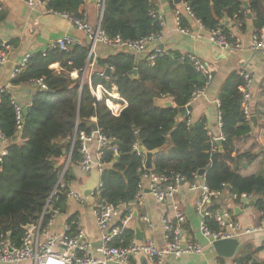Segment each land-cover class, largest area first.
<instances>
[{
    "label": "trees",
    "instance_id": "trees-1",
    "mask_svg": "<svg viewBox=\"0 0 264 264\" xmlns=\"http://www.w3.org/2000/svg\"><path fill=\"white\" fill-rule=\"evenodd\" d=\"M43 1L50 10L82 16L80 9L84 0ZM185 1L208 30L222 25L229 35L227 19L244 29L249 12L254 15L256 30L264 26V0ZM244 1H248L249 10ZM152 11H157L154 0H106L101 26L110 38L139 40L163 30L160 21L151 15ZM3 16L0 12V20ZM188 19L182 17V27H189ZM3 48L0 41V50ZM88 52L87 45H74L68 51L51 47L45 53L31 55L25 67H18L11 81L13 85L43 78L48 87L46 90L36 87L21 128L16 120L12 91L7 88L0 93V132L7 139L6 153L0 156V240L7 238L14 245H20L28 231L26 227L30 226L29 230L35 227L69 155L64 180L70 184L76 180L71 167L80 165L82 154L80 139L74 144L73 141L76 131L92 129L93 118L102 133L113 138L118 146L117 161L111 148L101 150L100 160L105 167L99 199L121 204V217L138 206L135 196L144 156L136 152L135 143H142L147 150L160 149L154 158L155 173L179 174L185 183H192L194 176L204 169L205 182L211 190H221L226 184L232 196L253 194L257 208L264 211V173L244 176L231 167L236 158L233 156L235 145L247 137L252 123L243 110L244 79L238 70L225 80L219 94L220 123L225 137L219 145L217 141L211 143L204 119L195 123L190 122L189 115L179 119V108L187 106L192 93L206 85V77L187 59L182 61L181 52L162 50L153 64L149 60L153 50L145 57L114 49L97 58L99 70L92 73L93 86L103 84L111 89L115 85L127 101L118 116L93 95L87 83L79 94L81 77L88 66ZM56 63L59 70L52 67ZM106 67L111 69L110 77L104 75ZM135 69L138 70L136 78ZM73 72L77 77H73ZM165 97L174 98L176 105L169 109L158 106L156 100ZM15 136L17 138L13 139ZM240 201L235 199L237 203ZM212 203V210L220 208L217 199ZM51 204L53 210L66 212L67 198L55 196ZM138 212L141 213L139 209ZM45 218L47 222L51 214ZM77 222V215L68 218L73 230ZM209 224L213 229L220 228L213 220H209ZM120 229L112 239L113 245H126L135 238L133 228ZM254 252L246 245L235 256L236 264H261L254 262Z\"/></svg>",
    "mask_w": 264,
    "mask_h": 264
},
{
    "label": "built area",
    "instance_id": "built-area-1",
    "mask_svg": "<svg viewBox=\"0 0 264 264\" xmlns=\"http://www.w3.org/2000/svg\"><path fill=\"white\" fill-rule=\"evenodd\" d=\"M85 1L86 0H84V2ZM96 1L100 13L98 22L95 25L90 24L84 13H82L81 17H77L70 13L56 12L48 9V11L63 15L73 26L85 33L87 41L66 33L56 41V44L53 47H57L62 51H68L74 45L90 44V47H88L89 61L87 68H92L94 66L96 52L100 45H106L116 50H126L136 55L144 52L148 55V52H150V44L160 40L162 37V32H160L151 33L139 40H127L120 36L110 38L101 26L106 0ZM25 2L29 6L46 4L43 0H25ZM182 3V8L175 11V18L180 30L183 33L188 34L190 32L189 27H182L181 25L184 12L189 19L196 21L198 24H203L196 17L188 3L185 0H182ZM151 15L160 21L162 27L164 26L163 15L160 12L152 11ZM209 31L210 39L214 43L232 50L244 49L242 42L232 36L230 32L229 35L226 34L222 25ZM3 45L4 48L0 50V65L8 60V52L11 48V45L9 44L3 43ZM247 48L254 52H264V26L258 30H254L251 44ZM162 50L164 49L160 48V46L153 49L154 53L149 56V60L152 64L155 56ZM29 58L30 55L25 56L19 65L20 69L26 66ZM186 59L192 64L197 72L206 77V85L203 88L196 89L192 93L189 102V104H192L205 94L206 89L213 80V70L206 62L202 61L192 53H183L181 55L182 61H185ZM19 68L13 76L16 75ZM87 68L81 77L79 94L82 93L83 86L87 83L90 86L93 95L98 100L104 101L111 112L118 116L127 106V101L119 94L115 85H112L111 89L103 84L93 86L91 80L92 71L88 74ZM74 73L76 72H73V74ZM238 73L244 79V85L241 87L243 110L246 118L251 122L250 118L252 114L250 101L252 95L250 88L253 82V77L251 72L247 71L245 68H240ZM75 77H77V75ZM35 83L41 89H48L43 78L38 79ZM4 90L5 88L1 92ZM12 102L15 108L18 128H21L25 112L24 108L15 98H13ZM77 138L81 141L80 152L82 154V160L79 166L87 175H89L94 168H97L101 173L103 172L105 164L100 160L102 149L111 148L116 156H119L118 146L115 140L103 134L99 128L97 130L91 129L89 132L76 131L73 144L76 142ZM218 139H221V141L225 140L222 132L219 137L211 136V143L214 144ZM0 140L7 144V139L1 132ZM93 145L96 147L95 156L91 151ZM134 149L137 153L141 154L139 151V143H135ZM5 153L6 150L4 149L0 152V156H3ZM65 169L66 168H63L60 172L58 183L51 192L48 202L39 220L35 224V227L26 232L21 240V244L14 245L7 238H2L0 240V263L20 264L24 261L30 260L33 264H140L139 258L146 257L152 264H166L165 259L167 256L181 258L184 255L203 254L205 246L199 241L188 239L185 234L184 224L187 220L186 210L177 198L183 184H187L189 191L197 192L199 194L195 205V210L200 217L199 231L209 244H213V242L217 240L237 238L242 233L253 231L252 229L244 228L242 224L234 218L231 211L221 208L215 210L211 209V205L213 204L212 201L214 199H219L223 195L224 190L228 188L226 184H223V189L221 190H211L206 184L204 176H200L199 173L194 176V181L192 183H185L184 178L179 174L168 176L166 174L155 173L153 169L146 168L144 156V161L140 168V180L137 185L135 199L139 206L147 194L146 190H148L158 202H169L170 211L164 215L161 220L164 228V244L162 246H158L151 238H145L141 241L133 239L126 245H113V237L121 230L120 227H126L131 219L134 218V209L138 206L132 207L129 209L125 217H121V212L123 211V206L121 204L115 205L108 203L106 200L99 199L101 198V190L103 186L101 178L94 194L99 200L94 213L102 234L101 246L95 247L92 242L88 240L86 233L78 222L75 230H73L70 223L66 222L60 233H52L50 227L53 221L52 219H49L46 222L45 217L46 214L52 210L51 202L53 197L57 196L58 192H63L66 198H73L78 201L85 200L82 198L81 192L74 189L70 183L64 180ZM233 198L239 199L244 203L256 200V197L253 194L246 193L241 196L234 194ZM117 218L120 219V225L117 224L116 226H112V223ZM141 219L146 223L148 230L152 231L154 223L151 218L147 214H142ZM209 220L215 221L220 225V228H211Z\"/></svg>",
    "mask_w": 264,
    "mask_h": 264
},
{
    "label": "crops",
    "instance_id": "crops-1",
    "mask_svg": "<svg viewBox=\"0 0 264 264\" xmlns=\"http://www.w3.org/2000/svg\"><path fill=\"white\" fill-rule=\"evenodd\" d=\"M154 5L157 11L163 15L164 26L162 37L160 40L151 43L149 50L162 45V48L167 51H179L182 54L192 53L206 62L213 70V80L205 94L191 104L193 108L188 113L190 122L195 123L204 119L209 134L212 137H219L222 132L219 111L221 87L232 72L240 68H245L251 72L253 82L250 88L252 95L250 109L251 114L258 118V129L255 130L251 123L250 133L245 139L237 142L233 154L236 158L231 162V167L237 169L244 176L264 173V52H254L247 48L251 44L252 34L255 30L254 15L252 18L246 19L244 29L240 28L234 20H226L225 24L231 35L239 39L244 46V49L232 50L214 43L210 39V31L194 20L188 19L190 32L188 34L183 33L175 18V11L183 6L182 0L177 4L171 0H154ZM80 10L86 14L90 24L95 25L98 22L100 9L97 1L86 0ZM0 12L4 15L3 19L0 20V41L3 43L12 41L8 60L0 65V92L13 85L11 83L13 75L25 56H31L37 52H46L66 33L87 41L83 31L73 26L63 15L48 11L46 4L29 6L25 0H0ZM183 16L188 18L185 12ZM112 50L114 49L109 46L100 45L96 52L94 66L87 68L88 74L91 71L93 73L95 70H99L97 58L106 56ZM145 54V52L140 53L138 56ZM52 67L59 70L58 63L53 64ZM76 75L77 73L73 74L74 77ZM15 86H19V89H8L12 91L13 98L22 105L25 111L31 105L37 84L29 82ZM184 117L179 112V119ZM92 121L96 123V118H93ZM5 146L6 143L0 140V152L4 150ZM95 148L94 145L91 147L94 156L96 155ZM69 162L70 155L66 159L64 168L68 166ZM71 170L76 176V180L71 182V186L80 192L79 187L85 183L90 174L84 173L79 165H72ZM146 192L144 200L134 210V218L131 219L126 228H133L134 231L138 228L144 232L145 238H151L158 246H162L164 244V228L161 220L164 215L169 213L170 204L169 202H158L148 190ZM198 197L197 192L188 190L187 184L181 186L177 196L186 210L187 220L184 224V230L187 238L201 242L205 246V250L200 255H184L181 258L167 256L166 264H235V256H238L246 245H250L251 249L255 251L254 259L264 264V248H262L264 247V213L257 208L256 203L250 205L249 201L246 203L243 201H240L241 203L235 202L228 188L217 199L221 209L231 211L234 218L244 228L253 230L237 237L240 244L232 257H223L218 255L213 244H209L199 231L200 217L195 210ZM98 203L99 200L95 196L94 201L90 203L85 200L78 201L67 198L66 212L53 210L50 213L53 221L50 231L60 233L63 230V225L68 222V218L77 215L78 223L86 233L88 240L95 247H98L102 243L101 230L94 213ZM142 214H147L153 221L154 228L152 231L148 230L146 223L141 219ZM119 220L118 218L115 219L112 226H116ZM139 262L141 264V258H139ZM147 263L152 264L148 259ZM20 264H33V262L27 260Z\"/></svg>",
    "mask_w": 264,
    "mask_h": 264
},
{
    "label": "water",
    "instance_id": "water-1",
    "mask_svg": "<svg viewBox=\"0 0 264 264\" xmlns=\"http://www.w3.org/2000/svg\"><path fill=\"white\" fill-rule=\"evenodd\" d=\"M94 1H96V0H94ZM174 1H175L176 4L181 2V0H174ZM244 6H245V8L247 10H249L248 1H244ZM248 17L252 18V13L251 12L248 13ZM87 46L90 47V44H88ZM162 47L163 46L160 45V48H162ZM146 55L147 54H145L144 56L146 57ZM111 73H112L111 69L109 67H106L105 68V75L107 77H110ZM133 76L135 78L138 76V70L137 69H135L133 71ZM8 88L10 90H18L19 86L10 85ZM156 103H157L158 106L166 108V109L173 108L176 105L175 104V100L172 97H165V98L157 99ZM192 108H193V106L191 104H189L187 106L179 108V112H180V114L182 116H187L188 113L192 110ZM29 109H30V106H28L26 108V111H29ZM250 120H251V122L253 124V128L255 130H257L258 129V118H257V116L252 115ZM91 126H92L93 130H97L99 128L97 123H95V122H93L91 124ZM16 138H17V136H15L13 139H16ZM217 143L219 145H221V143H222L221 139H218ZM139 151H140L141 154H143L145 156V166H146V168L147 169H153V163H154L155 155L160 152V149L147 150L142 145V143H140L139 144ZM63 152L66 153V149H64ZM119 157L120 156H116L115 157V161H117L119 159ZM199 175L203 177L205 175V170L204 169L200 170L199 171ZM101 176H102V173L97 168H94L91 171L90 176L87 178L85 183L82 184L79 187V190H80V192L82 194V198L85 199L86 202L90 203V202L94 201V196L93 195H94V193L97 190V187H98V184H99ZM58 196L59 197H64V194L62 192H58ZM249 204L250 205L255 204V200L250 201ZM26 229H30V226H27ZM135 231H136V234H135L136 239L140 240V241L144 240V238H145L144 232L142 230L138 229V228H136ZM239 244H240V242H239V240L237 238L217 240V241L213 242V246H214L215 250L217 251L218 255L219 256H223V257H232L235 254ZM99 246H101V244L98 245V247ZM254 262H258V260L254 259ZM141 264H148L146 257H142L141 258Z\"/></svg>",
    "mask_w": 264,
    "mask_h": 264
},
{
    "label": "bare ground",
    "instance_id": "bare-ground-1",
    "mask_svg": "<svg viewBox=\"0 0 264 264\" xmlns=\"http://www.w3.org/2000/svg\"><path fill=\"white\" fill-rule=\"evenodd\" d=\"M104 74H105V71H104ZM92 127V126H91ZM63 193V192H62ZM57 196H58V194H57ZM53 211V209L48 213V214H50L51 212ZM47 215V214H46ZM51 219V218H50ZM29 230V229H28Z\"/></svg>",
    "mask_w": 264,
    "mask_h": 264
}]
</instances>
